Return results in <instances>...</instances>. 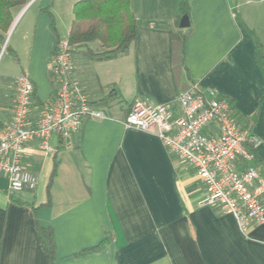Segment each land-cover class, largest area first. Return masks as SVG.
Segmentation results:
<instances>
[{"label": "crops", "instance_id": "1", "mask_svg": "<svg viewBox=\"0 0 264 264\" xmlns=\"http://www.w3.org/2000/svg\"><path fill=\"white\" fill-rule=\"evenodd\" d=\"M32 1L33 16L15 22ZM76 1L26 0L13 13L6 34L12 31L10 51L33 84L31 118L53 95L48 63L58 39L69 36ZM130 8L136 36L126 53L73 56L74 77L91 103L113 92L108 105L94 104L107 116L86 119L70 147L52 136V154L37 140L26 143L35 189L10 191L0 175V264H47L43 230L52 235L51 264H264V222L243 235L232 214L205 202L193 168L154 130L122 120L136 101L179 115L184 89L214 90L251 120L250 165L264 177V0H188L186 28L176 0H130ZM17 77L0 94L4 124Z\"/></svg>", "mask_w": 264, "mask_h": 264}, {"label": "built area", "instance_id": "2", "mask_svg": "<svg viewBox=\"0 0 264 264\" xmlns=\"http://www.w3.org/2000/svg\"><path fill=\"white\" fill-rule=\"evenodd\" d=\"M74 46L68 37L59 39L51 53L48 70L54 83L53 95L30 117L33 84L27 75L15 79L12 117L0 129V175L10 191L33 190L37 176L24 160V146L37 140L46 154L55 147L56 136L66 146L88 118L107 116L92 104L74 77ZM181 113L175 115L165 104L133 102L123 117L128 127L154 130L167 149L185 160L206 191L205 202L232 214L246 235L254 224L264 222V177L250 165L247 146L254 147L256 136L244 128L228 98L207 92L198 84L178 96Z\"/></svg>", "mask_w": 264, "mask_h": 264}, {"label": "trees", "instance_id": "3", "mask_svg": "<svg viewBox=\"0 0 264 264\" xmlns=\"http://www.w3.org/2000/svg\"><path fill=\"white\" fill-rule=\"evenodd\" d=\"M25 2L26 0H0V41L4 39L13 21L12 9ZM176 4L179 16L187 15L188 0H176ZM72 14L68 38L74 46V54L84 52L92 59H111L126 53L135 40L136 19L130 8V0H78L73 5ZM112 96L113 92L107 98L92 104L106 106ZM237 119L242 127L249 129L251 120L243 121L240 117ZM3 126L0 119V129ZM247 148L253 159L254 147L248 145ZM43 231L44 245L48 253L47 264H51L54 247L52 235L50 230ZM104 241L105 239L95 246L83 248L77 254L98 249Z\"/></svg>", "mask_w": 264, "mask_h": 264}, {"label": "rangeland", "instance_id": "4", "mask_svg": "<svg viewBox=\"0 0 264 264\" xmlns=\"http://www.w3.org/2000/svg\"><path fill=\"white\" fill-rule=\"evenodd\" d=\"M32 2L28 5L25 10L20 13V16L16 19L15 22H19L20 20V22H25L27 18H31L33 16L36 3L34 4V2ZM18 8L20 7L16 6L15 8H13L12 14L15 13ZM29 35L30 36H28L27 39L28 41H30L31 39V32ZM11 37L12 31L10 33L5 34L4 39L0 41V94H4V91L7 90V87L12 85L16 75H21L18 66V58L14 57L10 51V46L13 43L14 36L12 38ZM5 71L6 74H3Z\"/></svg>", "mask_w": 264, "mask_h": 264}, {"label": "water", "instance_id": "5", "mask_svg": "<svg viewBox=\"0 0 264 264\" xmlns=\"http://www.w3.org/2000/svg\"><path fill=\"white\" fill-rule=\"evenodd\" d=\"M189 26L188 15H183L180 19L179 27L186 28Z\"/></svg>", "mask_w": 264, "mask_h": 264}]
</instances>
